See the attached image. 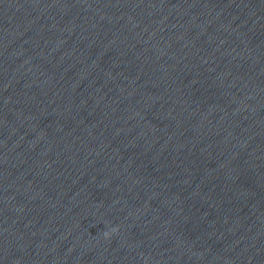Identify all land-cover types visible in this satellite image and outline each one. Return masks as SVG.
<instances>
[{
  "label": "clouds",
  "instance_id": "9594fccd",
  "mask_svg": "<svg viewBox=\"0 0 264 264\" xmlns=\"http://www.w3.org/2000/svg\"><path fill=\"white\" fill-rule=\"evenodd\" d=\"M116 230H117V229H115V228L112 229L113 232L116 231ZM104 235L107 237V236L110 235V233H109V232H105Z\"/></svg>",
  "mask_w": 264,
  "mask_h": 264
}]
</instances>
